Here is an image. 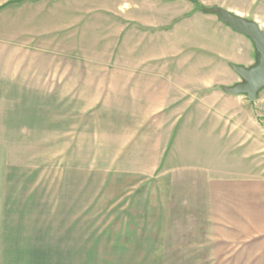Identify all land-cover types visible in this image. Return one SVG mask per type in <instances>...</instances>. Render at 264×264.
<instances>
[{
  "label": "crops",
  "instance_id": "1",
  "mask_svg": "<svg viewBox=\"0 0 264 264\" xmlns=\"http://www.w3.org/2000/svg\"><path fill=\"white\" fill-rule=\"evenodd\" d=\"M178 2L0 0L1 251L51 260L97 252L108 236L125 263L264 264V92L249 102L224 91L240 82L230 66L249 68L257 53ZM217 6L264 31L252 7ZM39 159L53 194L7 196L6 173ZM100 174L190 193L128 197L122 213L113 199L102 217Z\"/></svg>",
  "mask_w": 264,
  "mask_h": 264
},
{
  "label": "rangeland",
  "instance_id": "2",
  "mask_svg": "<svg viewBox=\"0 0 264 264\" xmlns=\"http://www.w3.org/2000/svg\"><path fill=\"white\" fill-rule=\"evenodd\" d=\"M189 2V0H179L178 4L182 5L181 2ZM203 7L205 8H211V7H218V4H223L225 6H232L235 8H243V9H251L252 11H258L260 12L261 16L264 18V0H197ZM252 5V6H250ZM195 9H197L195 7ZM204 14H206L204 11H201ZM194 71L196 76H198L199 72L198 69L194 66ZM215 78H211V81H214ZM238 81V78L235 77V79L230 82V85H233V83H236ZM225 85V84H222ZM214 87H220L221 84H213ZM226 86V85H225ZM264 90L260 93L262 96ZM262 134V133H261ZM36 165L40 164L41 166L36 167L34 171H28V167H23L24 164L21 167H17L13 169L12 172L6 173L7 175L4 178L5 186L3 190L4 192L7 191V196H19L21 198V203L26 202L27 196H36L44 198L45 195H49V192L53 194V188H51L50 182L52 175L49 173L48 169H45L44 161L42 159L38 160L37 162H34ZM10 168V167H9ZM31 170V168H30ZM80 175V174H79ZM108 174H100L99 176V182H100V192L99 196L101 198V216H106L108 207V203H112L113 199L119 200V204H115L116 212H124V208L130 207V205L126 206L124 204L126 198L132 197V196H147V197H153L155 199L156 196H164L165 199L167 197L176 196V197H183L188 196L190 191L187 188V184L185 182H179L174 187H166V183L164 189L158 190L155 188V179H152L151 181L147 182V184L143 185V187L140 189V185L137 183L136 186H134V182L137 180H131L128 178H125L123 176H114L111 175L110 178H108ZM54 180V178H52ZM82 179V178H81ZM96 178H94L95 181ZM186 180V179H185ZM80 181V180H79ZM146 182V181H145ZM166 182V181H164ZM180 185V187L178 186ZM82 195L86 196L88 195V189L89 187L84 184L82 187ZM167 200V199H166ZM160 207H163V211L165 212H185L187 210V205H176V204H166L163 206H157V205H151L149 208H151L153 211H157L160 209ZM22 208V207H21ZM20 208V209H21ZM158 208V209H157ZM101 217V218H102ZM107 223L106 221L104 222ZM95 232V231H94ZM18 235V234H17ZM16 240H21L24 238L21 237H14ZM100 238V246L99 251H89V252H79V253H53L52 259L45 260V256H48L50 254L42 253V252H26V251H7L3 252L0 250V264H58V261H56V258L59 259L60 257L62 259H65L69 262V259H73L77 264H133V263H125L124 261V254L118 253V252H109L108 251V236H102ZM98 238V239H99ZM1 239V238H0ZM12 239V238H7ZM1 242V240H0ZM5 248V247H4ZM20 248V247H16ZM117 248V247H116ZM2 249V247L0 248ZM93 249H96L93 246ZM75 263V264H76Z\"/></svg>",
  "mask_w": 264,
  "mask_h": 264
},
{
  "label": "water",
  "instance_id": "3",
  "mask_svg": "<svg viewBox=\"0 0 264 264\" xmlns=\"http://www.w3.org/2000/svg\"><path fill=\"white\" fill-rule=\"evenodd\" d=\"M204 12L214 15L220 23L251 41L257 53L256 63L249 68L231 65V69L239 76L241 82L225 87L224 91L230 96L243 95L249 102L256 101L264 90V31L254 21L237 16L221 7L205 8Z\"/></svg>",
  "mask_w": 264,
  "mask_h": 264
},
{
  "label": "trees",
  "instance_id": "4",
  "mask_svg": "<svg viewBox=\"0 0 264 264\" xmlns=\"http://www.w3.org/2000/svg\"><path fill=\"white\" fill-rule=\"evenodd\" d=\"M189 1L194 4L197 10L204 11L205 7H203L197 0H189Z\"/></svg>",
  "mask_w": 264,
  "mask_h": 264
},
{
  "label": "flooded vegetation",
  "instance_id": "5",
  "mask_svg": "<svg viewBox=\"0 0 264 264\" xmlns=\"http://www.w3.org/2000/svg\"><path fill=\"white\" fill-rule=\"evenodd\" d=\"M240 82H241V80H240Z\"/></svg>",
  "mask_w": 264,
  "mask_h": 264
}]
</instances>
